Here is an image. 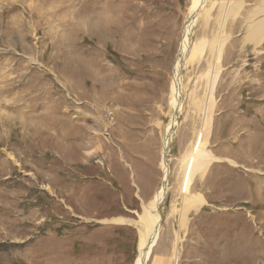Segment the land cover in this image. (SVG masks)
Returning a JSON list of instances; mask_svg holds the SVG:
<instances>
[{
    "label": "rangeland",
    "instance_id": "obj_1",
    "mask_svg": "<svg viewBox=\"0 0 264 264\" xmlns=\"http://www.w3.org/2000/svg\"><path fill=\"white\" fill-rule=\"evenodd\" d=\"M127 1L97 49L91 0H0V264H45L48 249L59 264H135L193 0ZM211 2L221 21L193 41L224 24L225 42L216 61L205 53L183 71L162 234L147 264H264V84L246 80L257 63L264 83V46L252 52L245 39L250 6ZM199 134L215 161L192 184L204 203L180 225L175 192Z\"/></svg>",
    "mask_w": 264,
    "mask_h": 264
},
{
    "label": "bare ground",
    "instance_id": "obj_2",
    "mask_svg": "<svg viewBox=\"0 0 264 264\" xmlns=\"http://www.w3.org/2000/svg\"><path fill=\"white\" fill-rule=\"evenodd\" d=\"M211 1L193 0V4L190 8L189 14L187 16L183 28L184 29L183 38L179 46L178 54L175 58V64L173 66L172 82L170 88L171 102L174 108V114L172 116L170 123L167 125L164 131V137H163V149H162V161H161L163 177L161 180V185L158 191L156 192L153 200L150 201L148 205L145 204L143 205V213L139 216V220L135 222L136 225L139 226L140 228L139 231L140 242L138 245V255L135 264H147L152 249L154 248V246L156 245L158 239L162 234V220H161L160 209L162 204L166 200V197L170 190L169 180H168L170 173L169 153L171 150V143L173 141V138L175 137L174 133L176 131L177 126L179 125V118L183 110V71L193 65L194 66L197 65L199 67L201 60L203 59V55L205 53H208L210 56L211 55L214 56L216 61L218 52L219 50H221V47L224 45L225 42V35L222 29L224 24L221 25L222 27L217 33L216 32L213 33L210 37L208 38L204 37L202 39L196 40L195 42L193 41V39L197 37L199 31L201 30L203 32L205 28L208 26V24H210L212 19H215L217 25L219 23L220 20L219 15H217L216 18H214L213 15V11L215 9V3ZM127 2H128L127 0H121L119 4H114V6L111 9L110 5L113 3V1L91 0V31H92L91 34L92 36H94L97 49L100 47L101 44H104V42L107 40V34H109L110 19L116 16L117 13H120L121 12L120 5L121 6L122 4L125 5L127 4ZM224 6L226 5L224 4ZM143 8L145 7L143 6ZM260 12L258 11L257 15L255 16L258 17L256 19L262 18L261 16L264 14V7L262 8V11L260 10ZM47 16H49V14ZM142 16L145 17L144 14H142ZM255 17L253 18L250 17L249 19L248 36L250 39H252V37H254V35L256 34L255 29L257 28V26L264 25V21L262 20L256 23L253 22V20H255L254 19ZM50 21L49 22L45 21V22L50 24ZM141 24L142 25L145 24L144 19L142 20ZM18 31L22 34V31L20 29H18ZM262 31L263 32L261 34V37L263 38L264 27L262 28ZM215 64L216 62L214 63L213 68L208 66L206 73L204 74V77L206 78L205 83L207 85V89L208 88L212 89L218 78L219 69L216 68ZM209 65L212 66V64ZM165 75L167 76V73H165ZM205 145H206V141H204V135L199 134L191 152L189 153V155H187L184 158L182 162L183 166H182V174H181V183H179L178 190L177 192H175L176 194L175 196H177L178 198L176 202L178 201L181 202V216H180L181 220L179 223L180 225L181 224L184 225V221L186 220L185 217L190 211L196 210L204 203L202 196L200 194L193 195L192 184L195 178L197 177H199L200 180L203 179L204 174L207 171V168L213 161H215L212 155H210L205 151ZM114 221L121 222V220H113V222ZM170 233L171 232L167 230L163 234L167 238H170L171 237ZM45 254L47 256L45 264H56L55 261L56 252H54V250L51 251L50 249H48V252Z\"/></svg>",
    "mask_w": 264,
    "mask_h": 264
},
{
    "label": "crops",
    "instance_id": "obj_3",
    "mask_svg": "<svg viewBox=\"0 0 264 264\" xmlns=\"http://www.w3.org/2000/svg\"><path fill=\"white\" fill-rule=\"evenodd\" d=\"M238 2H237V4H241V5H247V6H250L251 8L249 9V11H247V14H248V16H250V14L251 15H254V17L257 15V13H258V11L260 12V10L262 11V8L264 7V0H237ZM236 3V2H235ZM112 9V8H111ZM89 10H91V7L89 6ZM261 13V12H260ZM122 15H120V13L118 14L117 13V15L116 16H114V17H112L111 19H110V24L114 21V20H119L120 19V17H121ZM251 17V16H250ZM250 17H248L247 19H249ZM262 18H260V19H256V18H258V17H255L254 19L255 20H253V22H258V21H264V14L261 16ZM246 19V20H247ZM86 21H88V22H90V24L88 25V27H90L91 28V14H89L88 16H87V19H86ZM109 24V25H110ZM243 24V23H242ZM241 25V24H240ZM264 27V25H258L257 26V28L255 29V31H256V34L254 35V37H252V39H250L249 38V36H246L245 37V39H247V41H250V45H249V47L251 48V49H253V50H255V51H252V52H255V53H257V49H259V48H261L262 46H264V37L262 38L261 37V34H262V28ZM242 38V37H241ZM262 38V39H261ZM243 39H244V37H243ZM243 39H242V44H243ZM251 40H252V42H251ZM252 71H250V77L249 78H246V80L247 79H249V80H251L254 84H259V85H262V84H264L263 82H262V80L261 79H259V77H258V75H260V74H262V70H261V68H260V66L256 63L254 66H253V69H251ZM254 70V71H253ZM153 161V160H152ZM133 163H135V164H137L138 162L134 159V161H132ZM138 166V165H137ZM115 220H121V222H117V221H114V223H119V224H123V223H125L124 221H123V219H115ZM112 222H113V220H111ZM109 222V221H108ZM55 257H56V255H55ZM56 264H59V261L57 260V257H56Z\"/></svg>",
    "mask_w": 264,
    "mask_h": 264
},
{
    "label": "built area",
    "instance_id": "obj_4",
    "mask_svg": "<svg viewBox=\"0 0 264 264\" xmlns=\"http://www.w3.org/2000/svg\"><path fill=\"white\" fill-rule=\"evenodd\" d=\"M112 113H110V115H111Z\"/></svg>",
    "mask_w": 264,
    "mask_h": 264
}]
</instances>
